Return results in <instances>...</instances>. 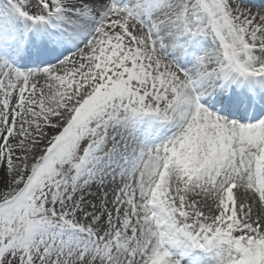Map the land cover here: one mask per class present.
<instances>
[{
	"label": "snow or ice",
	"instance_id": "snow-or-ice-1",
	"mask_svg": "<svg viewBox=\"0 0 264 264\" xmlns=\"http://www.w3.org/2000/svg\"><path fill=\"white\" fill-rule=\"evenodd\" d=\"M10 2L31 26L71 22V13L90 38L39 71L0 55V264H183L182 246L226 247V264H264V118L212 110L264 105L255 93L264 90V9ZM230 82L253 95L211 99ZM143 117L179 131L150 150L117 141L116 126Z\"/></svg>",
	"mask_w": 264,
	"mask_h": 264
},
{
	"label": "rangeland",
	"instance_id": "rangeland-1",
	"mask_svg": "<svg viewBox=\"0 0 264 264\" xmlns=\"http://www.w3.org/2000/svg\"><path fill=\"white\" fill-rule=\"evenodd\" d=\"M248 9H250V6H246ZM8 11V13L15 15L14 17H17V19L20 20V25L19 28L17 29L18 31V35L19 37H17V33L15 27L12 29H10L9 24H7L4 21L0 20V55H3L4 59H7L8 56H13L11 55L12 51L14 49H19L23 52V44L25 45V42L23 43L24 37H23V32L26 35H29L30 33H32L34 40L32 39L33 42H35L36 40L38 42L41 41L42 38V34L49 39L50 37H52V34L50 31H44L42 28L43 26H31L29 25L28 22L24 21L23 19L19 18L18 15L15 13L14 8L12 6V3L10 2V0H0V12H6ZM19 23V21H17ZM98 26V25H97ZM9 28V29H8ZM29 37L27 36V47L29 48H33L32 44L29 43ZM53 46H57V45H53ZM72 55V54H71ZM9 62V61H8ZM10 63V62H9ZM12 63V60H11ZM25 65L20 64V66H17L16 68H18L21 71H24L22 68ZM27 71H32V70H25L24 72ZM258 87V86H257ZM230 89L228 93L232 92L234 94L235 97L238 98H244L245 96H250L253 95V89L250 87V94L248 93V90H244V92L242 91V83L240 82L239 87H237V82H230L227 83L223 86H221L220 88L217 89V91H219L221 93V95L223 96L226 93V90ZM255 90H259L261 91V89H256ZM244 94V95H243ZM260 95H264V91L262 90ZM258 98V97H257ZM242 109V108H241ZM216 113L218 114L220 111L215 107ZM229 110V109H228ZM239 114H241V112H239ZM221 115V114H220ZM243 115V113H242ZM222 116V115H221ZM264 118V114H261L258 119ZM253 120L252 122H255L256 120ZM249 122V123H252ZM166 122H162L159 121L157 119L151 118V117H143L134 121H127L122 123L124 126L129 127L130 129H135L138 131L139 136L142 138V143H144L145 139L149 138L150 139V135H155L154 131H156L158 134L162 133V130H164L166 127H168L164 133V136L167 137L166 140H163V143L166 142L168 139H170L174 134H176L179 129L177 127V129L171 130V127L174 123H170V125H166ZM114 135H116V133H114ZM211 251L208 252V254L211 252H215L217 251L216 254H213V258H212V262L214 264H225L227 259H228V252L226 247H210ZM199 248H190V247H186V246H182L181 249L177 250V254L180 256V258L183 261V264H191L188 263L186 260H188L187 254L189 257H191V251L195 250L197 251ZM192 264H200L197 261H193ZM203 264V263H201Z\"/></svg>",
	"mask_w": 264,
	"mask_h": 264
},
{
	"label": "bare ground",
	"instance_id": "bare-ground-1",
	"mask_svg": "<svg viewBox=\"0 0 264 264\" xmlns=\"http://www.w3.org/2000/svg\"><path fill=\"white\" fill-rule=\"evenodd\" d=\"M241 3L245 6H250V9L253 12H258V11L264 9V0H241ZM66 15L68 17V20H70L71 22H67L64 17H61L60 19L53 21L50 25L43 26L42 29L44 31H50L52 34V37L59 35V36L67 38V37L74 36L76 33H79V36L75 39L74 42H69L63 46H57L58 48L60 47L62 49L61 50L62 55H60L56 61L50 63V60H49L50 64L48 63L46 65H44L43 62H35L32 65L33 67H31L32 69H30V70L39 71V70H43L45 68L59 64L66 57L74 55L76 51H78L80 48H83L87 39L90 38V32H89V26L88 25L80 24L77 20L72 18L71 13H68ZM14 16L15 15L8 13V11L0 12V20L9 24L10 26H8V27H10V29H12V30L15 27V29H16L15 33H17V35H18L17 29L19 28L20 20ZM17 21H19V23ZM97 25H98V21H97ZM17 37H19V35ZM28 37H29L28 38L29 43L33 45L32 47H35V42L32 41V39L34 40L32 33H30L28 35ZM169 55H170V58H172L171 54H169ZM11 58H12L11 56H8V58L6 60L9 61L10 63H11V60H17V61L22 60L21 57H15L16 59H11ZM37 58H38V56H36V59ZM239 84H240V82H237V87H239ZM222 114H224L226 117H228L226 115L227 113H222ZM231 119L235 120V119H239V117L238 118L234 117ZM168 127H166L164 130H162V133H159V135L157 134L156 131H154L155 135H153V134L150 135L151 136L150 139L149 138L145 139L144 143H142V138L139 136L137 130L130 129L129 127L124 126L123 124L116 126V128L113 130V133H116V137H117L118 142L121 139H123L125 142H127L130 145L132 143H135L144 149L150 150L154 147L159 146L161 143H163V140H162L163 138H164V140L167 139V137L164 136V133ZM174 129H177V126L175 124H173L171 127V130H174ZM209 251H211V248L198 249L197 251L192 250L191 251V257H189L187 254L188 260H186V261L188 263H191V264L193 263V261H197L200 264L201 263H203V264H214L212 262V258H213V254H216L217 251H215L216 253L210 252L208 254Z\"/></svg>",
	"mask_w": 264,
	"mask_h": 264
}]
</instances>
